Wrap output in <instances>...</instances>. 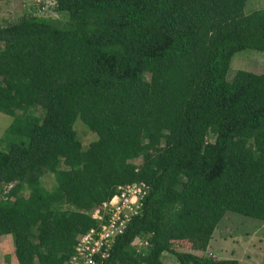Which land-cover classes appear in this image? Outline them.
Listing matches in <instances>:
<instances>
[{"label":"trees","instance_id":"obj_1","mask_svg":"<svg viewBox=\"0 0 264 264\" xmlns=\"http://www.w3.org/2000/svg\"><path fill=\"white\" fill-rule=\"evenodd\" d=\"M247 1L55 0L63 22L0 25V237L17 264H63L131 182L149 191L106 264H239L172 244L207 243L227 212L264 223V74L227 79L236 53H264Z\"/></svg>","mask_w":264,"mask_h":264},{"label":"rangeland","instance_id":"obj_2","mask_svg":"<svg viewBox=\"0 0 264 264\" xmlns=\"http://www.w3.org/2000/svg\"><path fill=\"white\" fill-rule=\"evenodd\" d=\"M55 0H9L0 1V25L14 23L23 16H38L65 21L54 10ZM264 8V0H248L244 7L245 14ZM264 74V53L246 49L236 53L231 61L227 79L231 80L237 71ZM12 117L0 113V137L9 127ZM74 130L83 148L97 139L80 120L74 124ZM141 161L135 160V164ZM46 189L53 187V178L47 174L43 178ZM172 248L178 252H189L217 260H236L239 264H264V223L227 212L212 238L207 243L195 246L188 241L173 242ZM13 237H0V264H17L13 255ZM163 264H179L176 258L164 253Z\"/></svg>","mask_w":264,"mask_h":264},{"label":"built area","instance_id":"obj_3","mask_svg":"<svg viewBox=\"0 0 264 264\" xmlns=\"http://www.w3.org/2000/svg\"><path fill=\"white\" fill-rule=\"evenodd\" d=\"M149 186L131 182L116 186L113 196L88 212L95 226L78 237L72 255L63 264H106L113 245L139 214ZM133 247H145L147 242L136 238Z\"/></svg>","mask_w":264,"mask_h":264}]
</instances>
